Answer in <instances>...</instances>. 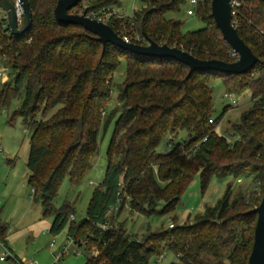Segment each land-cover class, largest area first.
<instances>
[{
	"label": "trees",
	"instance_id": "1",
	"mask_svg": "<svg viewBox=\"0 0 264 264\" xmlns=\"http://www.w3.org/2000/svg\"><path fill=\"white\" fill-rule=\"evenodd\" d=\"M26 1L33 19L27 33L14 37L0 24V60L13 76L11 83L4 82L0 100L5 104L21 90L15 114L24 119L29 134L27 186L42 216L52 217L48 232L57 235L70 220L68 205L58 211L53 207L59 184L64 178L72 184L83 178L97 151L98 130L112 122L102 180L90 197L85 218L78 224L70 220L66 230L67 239L76 246L83 244L87 250L95 246L97 256L84 264H147L164 250L177 257L173 264H247L256 221L250 211L264 194V3L238 0L233 8V26L257 63L245 74L226 76L207 71L189 74L187 67L167 57L133 56L102 46L81 28L54 20L57 0ZM210 1L194 6V16L203 27L192 32H182L180 22L165 18L166 13L177 12L184 0L144 1L130 19L112 16L107 25L138 46L146 47L149 39L199 60L233 63L237 57L213 23ZM116 3L94 0L87 11ZM119 59L134 68H126L117 94L119 109L102 120L109 95L107 77ZM152 68H159L158 72L148 76ZM216 80L221 87L232 83L237 95L250 92L249 109L231 129L237 137L233 143L212 131L217 119L208 123L210 83ZM178 131H184L187 139L158 153L160 140ZM196 174L202 192L212 177L247 178L254 188L249 196L229 201L227 187L222 199L192 223L171 225L141 242L125 235L121 226L104 228L108 211L123 195L128 197L129 212L150 216L171 211ZM0 244L7 248L1 226Z\"/></svg>",
	"mask_w": 264,
	"mask_h": 264
},
{
	"label": "rangeland",
	"instance_id": "2",
	"mask_svg": "<svg viewBox=\"0 0 264 264\" xmlns=\"http://www.w3.org/2000/svg\"><path fill=\"white\" fill-rule=\"evenodd\" d=\"M93 1L82 0L75 11L83 13L88 10L89 4ZM144 1L148 0H118V3L111 5V7L108 6L107 9H112V12L119 15L124 21L130 19L134 11L144 6ZM188 9H194V7L189 5V0H184L177 12L166 13L165 18L180 22L182 32H192L202 28L203 24L194 15H186ZM0 17H2V12H0ZM142 65L148 66L147 63ZM127 67L134 68L128 66L126 61L119 59L116 68L107 77L106 85L109 95L104 108L105 112L100 114L102 120H105L108 113L120 107L117 94L125 80ZM154 67L163 66L156 64ZM152 69L154 70L148 71V76L158 72L156 69L159 68ZM12 78L11 71L0 60V93L4 82L9 81L11 83ZM220 84L218 80L210 83V86L213 85L211 116L212 120H218L216 124H213L215 127L212 131L225 138L228 143H233L237 137L231 135V129L239 123L241 114L249 109L250 92L244 90L237 95L239 91L235 89L232 83L224 85L225 87H221ZM20 93L21 90L19 94L10 98L5 104L0 100V226L5 228L7 247L11 249V254L17 256L20 262L35 261L36 264H52L53 253L59 251L65 244L66 230L70 220L60 233L51 235L48 230L52 217H43L40 204L31 198L32 191L27 186L28 171L25 166L29 134L24 119L15 114L21 101ZM224 93L231 95V98L235 100V105L227 106L228 100L222 98ZM111 133L112 122L108 124L106 129L100 127L97 135V151L90 161V169L77 184H72L67 178H64L55 192L52 201L55 211L64 205H68L70 208L69 215L73 217L74 224H78L85 218L90 197L102 180L106 166V149ZM173 134L174 136L168 134L160 140L156 149L158 153H163L170 149L173 144L187 139V134L184 131ZM227 187H229V201L235 197L249 196L254 188L251 180L247 178L226 177L218 179L212 177L202 192L199 175L196 174L171 211L150 216L129 212L128 208L122 209L118 214L111 211L107 218L106 229H119L121 226L125 235L141 242L149 234L167 230L171 225L180 226L192 223L194 218L200 216L205 208L214 206L217 201L222 199ZM161 206V204L158 205L157 210H160ZM49 244H53L52 249H50ZM88 250L83 244L81 246L71 244L69 254L65 255L59 264H84L86 259L95 253L92 257L97 256L94 245L89 246ZM73 251H77L78 254H74ZM8 252L9 250L0 244V255H6ZM177 261V257L172 252L164 250L160 258L152 256L148 259L147 264H173ZM0 264L4 263L0 261ZM11 264L16 263L11 262Z\"/></svg>",
	"mask_w": 264,
	"mask_h": 264
},
{
	"label": "water",
	"instance_id": "3",
	"mask_svg": "<svg viewBox=\"0 0 264 264\" xmlns=\"http://www.w3.org/2000/svg\"><path fill=\"white\" fill-rule=\"evenodd\" d=\"M22 12L21 25L18 27L15 9L8 0H0V11L6 16L9 34L19 37L27 33L32 25V13L26 0H18ZM82 0H57L52 11L56 22L65 26H76L95 37L102 46L108 44L119 51L133 56L147 55L153 57H167L170 61L177 62L188 68L189 74L198 71H207L220 75H242L247 73L256 63L257 58L249 47L239 38L236 28L232 23L230 0H211L210 16L214 25L220 32L223 41L236 55L233 63H224L218 60H199L190 53L166 44L158 45L147 39L146 47L138 46L125 41L117 35L107 24L86 17V12L74 14L72 10ZM264 3V0H261ZM250 213L256 215L253 230L251 251L247 264H264V194L257 207Z\"/></svg>",
	"mask_w": 264,
	"mask_h": 264
},
{
	"label": "built area",
	"instance_id": "4",
	"mask_svg": "<svg viewBox=\"0 0 264 264\" xmlns=\"http://www.w3.org/2000/svg\"><path fill=\"white\" fill-rule=\"evenodd\" d=\"M8 1L13 5V7L15 9L17 25L19 27L21 25V21H22V12H21L20 7H19V1L18 0H8ZM88 1H91V0H88ZM197 2H198L197 0H189V5L194 7L197 4ZM230 6H231L232 17H233V11L232 10H233V8H236L238 6V0H230ZM75 9L76 8H74L72 10V13L79 14V15L82 14V13H77L75 11ZM85 12H86V17H88L89 19H94V20L99 21V22L104 23V24H107L112 16L115 17L116 19H121V17L119 15H116V14H114L112 12V9L100 8V9L91 10V11L85 10ZM186 15L187 16H193L194 15L193 9H188L186 11ZM0 24H1V26L3 28L7 27L6 16H5V14L3 12H2V17H0ZM8 33H9V31H8ZM123 39L125 41H127L126 38L123 37ZM222 98L228 100L227 106L235 105V100L231 98L230 94L224 93L222 95ZM208 123L212 124L213 123L212 119H209ZM168 150L169 149L165 150L164 153H166ZM128 201H129L128 197L125 196V195H123L121 198L117 199L115 206L112 207L108 211L107 216L109 215V213L111 211H114V213L117 212V209H118L119 206H121V203H123V205H122L123 209L124 208L127 209L128 208ZM69 219L73 220V217L70 216ZM169 227H171V226H169ZM104 228H106V226ZM71 244L76 245L71 239H66L65 244L62 246V248L59 251H57L56 253H53V262H52V264H59L60 260L65 255L69 254V247L71 246ZM49 247H50V249H52L53 248V244H49ZM73 253L74 254H78L77 251H73ZM93 254H94V252H93ZM94 255H92V256H94ZM0 261L2 263H4V264H11V262L16 263V264H36L35 261H22V262H20L10 252H8V254H6V255L5 254H1L0 255Z\"/></svg>",
	"mask_w": 264,
	"mask_h": 264
},
{
	"label": "crops",
	"instance_id": "5",
	"mask_svg": "<svg viewBox=\"0 0 264 264\" xmlns=\"http://www.w3.org/2000/svg\"><path fill=\"white\" fill-rule=\"evenodd\" d=\"M7 248H8V247H7ZM8 250H9L10 253H12L11 249L8 248ZM14 256H15V255H14ZM15 257L17 258V256H15Z\"/></svg>",
	"mask_w": 264,
	"mask_h": 264
}]
</instances>
